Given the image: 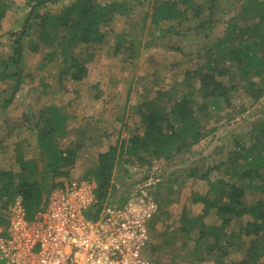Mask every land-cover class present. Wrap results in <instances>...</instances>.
Instances as JSON below:
<instances>
[{
  "label": "trees",
  "instance_id": "16d2710c",
  "mask_svg": "<svg viewBox=\"0 0 264 264\" xmlns=\"http://www.w3.org/2000/svg\"><path fill=\"white\" fill-rule=\"evenodd\" d=\"M219 1L152 0L150 14L148 9L143 14L141 30L145 29L144 21L149 17L148 25L152 27L149 31L157 39H163L168 33L179 35L181 25L188 19L193 21L192 29L213 28L223 17L220 15L213 19ZM29 2V14L24 26L19 31L9 33L13 37L10 50L6 53L0 50V81L5 82V87L0 89V109L3 110L13 102L24 82L27 49L36 53L40 45L50 46L45 57L48 61L59 59V74L73 81H81L88 73L87 62L92 54L88 53L84 59L77 57L74 54L77 45L108 43L109 30L105 27L116 14L127 15L132 6L129 0L109 3L95 0ZM240 2L242 10L239 17H231L224 36L213 41L205 51V64L187 71L186 78L182 80L186 89L156 87L153 97L135 106L143 124L142 132H134L120 144L110 145L98 154L96 165L84 176L93 178L96 183L98 206L109 201L113 195L112 175L116 165L136 159L141 164L157 166L163 158L170 159L182 148L197 143L202 137L201 122L207 118L206 115L202 119L199 111L201 114L206 112L208 103L215 106L220 98L229 101L233 90L237 92L245 87L254 100L264 96V0ZM59 3L61 6L58 10L50 9L51 5ZM9 8L7 0H0V45L5 34L1 29L2 20ZM154 30H157V34H154ZM114 34V54L125 51L129 56L136 57V48L141 39L137 40L136 45V37L127 35L130 32ZM25 38L28 39L27 46L23 42ZM152 43L145 42L143 46L160 45H149ZM224 61H228L229 65H225ZM233 64L235 69L231 67ZM254 75L260 78L261 84L257 85L252 80ZM224 76L227 77L226 81ZM192 77L199 80L198 90L204 98L201 103H194L190 97L193 91ZM96 85H92L94 89H98ZM187 86L190 87L188 90ZM7 90L10 93L5 97L3 93ZM99 95L96 90L94 97ZM69 116L56 104H48L40 108L39 115L23 114L20 121L8 126L6 134L12 135L14 129L24 126L35 134V145L44 152L49 172L53 175L67 174L75 163L77 148L59 147L57 136L66 132ZM33 118L35 122H32ZM252 135L248 146L238 141L227 158L203 171L193 168L190 173L193 178L204 180L207 190L194 195V203L202 204L198 214H191L185 209L181 212L176 232L185 239L193 238L195 251L203 248L205 256L216 264H262L260 259L264 257V124ZM16 160L19 164L17 171L0 169V204L6 207L19 197L26 216L32 218L45 207L52 189L61 182L46 187L44 177H32L36 173L35 161L23 158L21 154L17 155ZM213 171L216 173L212 179ZM247 189L260 195L256 200L247 202ZM211 213L217 216V222L206 224L204 218ZM245 217V221L238 222ZM234 221L238 224L228 231ZM240 250L244 254L242 258H228L232 252Z\"/></svg>",
  "mask_w": 264,
  "mask_h": 264
},
{
  "label": "rangeland",
  "instance_id": "374dc122",
  "mask_svg": "<svg viewBox=\"0 0 264 264\" xmlns=\"http://www.w3.org/2000/svg\"><path fill=\"white\" fill-rule=\"evenodd\" d=\"M95 1L109 3L113 0ZM129 1L132 5L129 13L116 14L105 27L109 30L108 43H80L75 48L74 54L81 59L88 53L92 54L87 62L88 73L81 81H73L59 74V59L48 61L45 57L50 46L40 45L36 53L26 50L24 84L15 95L14 101L7 106V110L0 111V169L17 171L19 164L16 157L21 154L23 158L35 161L36 173L32 177H44L46 187L84 177L96 165L100 152L107 150L110 145L120 144V141L127 139L134 132H142L143 124L139 113L135 111L137 103L153 97L156 87L174 86L180 90L186 89L182 80L186 78L187 71L205 64V51L213 41L224 36L229 19L238 18L242 10L240 0H220L213 19L216 20L220 15L223 17L213 28L205 26L192 29L193 21L188 19L181 25L179 35L168 33L163 39H157L152 37L153 34L149 31L152 29L148 25L150 17L144 21L145 29L141 30L143 14L147 9L150 14L152 0ZM7 2L10 8L2 20L1 27L5 33L0 45L3 53L10 50L13 38L10 34L24 26L30 3L29 0ZM60 6L61 3L51 5L50 9L56 11ZM120 32H130L127 35L136 37V45L137 40L141 39L136 48V57L129 56L125 51L114 54V33ZM154 34H157V30H154ZM206 34L208 36H205ZM152 38L155 39L154 42ZM149 41L153 42L149 45H160L143 46V43ZM23 42L27 46L28 39L25 38ZM224 64L228 66L229 62L224 61ZM231 67L235 69L234 64ZM226 79L227 77L224 81ZM252 80L257 85L261 84L256 75ZM190 81L193 89L191 99L194 103L203 102L204 98L198 90L199 80L192 77ZM94 84H97L98 89H94ZM4 87L5 82L0 81V89ZM189 88L187 86V90ZM96 90L100 93L98 97H94ZM9 93L10 90H7L3 95L6 97ZM230 95L229 101L220 98L215 106L208 103L206 112L201 114L199 111L202 119L206 115L207 118L201 122L202 137L193 146L182 148V151L170 159L163 158L157 163V167L147 166L133 159L114 168L111 188L113 195L110 200L122 199L133 184L144 175L152 174L154 183L151 195L158 203V210L153 219L147 252L154 264H216L205 256L203 248L195 251V240L183 238L181 233L176 232V227L184 209L194 215L201 211L202 204L194 203L193 198L194 195L203 194L207 190L204 180L190 176L192 169L199 168L203 171L227 158L238 141L248 146L253 138L252 132L264 124V96L254 100L250 93H247L246 87L237 92L233 90ZM48 104H56L70 114L66 132L57 136L59 147L77 148L75 163L67 174L53 175L49 172L44 152L38 150L35 145V134H31L24 126L13 131V135L6 134L7 125L20 121L23 114L39 115L40 108ZM32 122H35L34 118ZM215 173H211L212 179ZM258 195L260 194L256 191L247 189L245 200L254 201ZM243 220L245 221L246 217L238 222ZM204 222H217V216L211 213L204 218ZM238 222L234 221L228 231ZM243 256L240 250L232 252L228 258L240 259ZM260 262L264 263V257Z\"/></svg>",
  "mask_w": 264,
  "mask_h": 264
},
{
  "label": "built area",
  "instance_id": "2783aa9c",
  "mask_svg": "<svg viewBox=\"0 0 264 264\" xmlns=\"http://www.w3.org/2000/svg\"><path fill=\"white\" fill-rule=\"evenodd\" d=\"M153 183L146 174L125 197L98 206L93 178L70 179L32 218L19 197L0 204V264H154L147 252L158 210Z\"/></svg>",
  "mask_w": 264,
  "mask_h": 264
},
{
  "label": "crops",
  "instance_id": "0c3cea01",
  "mask_svg": "<svg viewBox=\"0 0 264 264\" xmlns=\"http://www.w3.org/2000/svg\"><path fill=\"white\" fill-rule=\"evenodd\" d=\"M23 84H24V82H23ZM23 84L21 85L20 89L22 88ZM20 89H19V91H20ZM19 91H18V92H19ZM18 92H17V93H18ZM16 95H17V94H16ZM13 101H14V99H13ZM6 110H7V108L4 109V110H3V109H0V111H6ZM8 126H9V125H7L6 130H7ZM22 127H23V126H22ZM15 130H17V128L14 129V131H15ZM12 133H13V132H12ZM12 135H13V134H12Z\"/></svg>",
  "mask_w": 264,
  "mask_h": 264
}]
</instances>
